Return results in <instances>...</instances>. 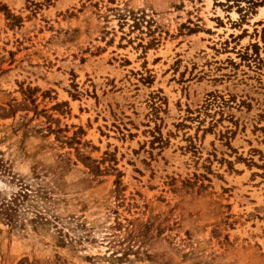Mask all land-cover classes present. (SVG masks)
Instances as JSON below:
<instances>
[{
	"label": "rangeland",
	"instance_id": "rangeland-1",
	"mask_svg": "<svg viewBox=\"0 0 264 264\" xmlns=\"http://www.w3.org/2000/svg\"><path fill=\"white\" fill-rule=\"evenodd\" d=\"M262 9L0 0V264H264Z\"/></svg>",
	"mask_w": 264,
	"mask_h": 264
},
{
	"label": "trees",
	"instance_id": "trees-1",
	"mask_svg": "<svg viewBox=\"0 0 264 264\" xmlns=\"http://www.w3.org/2000/svg\"><path fill=\"white\" fill-rule=\"evenodd\" d=\"M23 188L27 189V186ZM23 188L22 193L25 192ZM22 193H19L14 198L3 200L0 196V221L11 227V229L17 227L18 223L20 222V206L18 203L20 201V198H26L28 196L26 193L24 195H22ZM40 219L43 218L40 217Z\"/></svg>",
	"mask_w": 264,
	"mask_h": 264
},
{
	"label": "bare ground",
	"instance_id": "bare-ground-1",
	"mask_svg": "<svg viewBox=\"0 0 264 264\" xmlns=\"http://www.w3.org/2000/svg\"><path fill=\"white\" fill-rule=\"evenodd\" d=\"M262 10H264V9H262Z\"/></svg>",
	"mask_w": 264,
	"mask_h": 264
}]
</instances>
